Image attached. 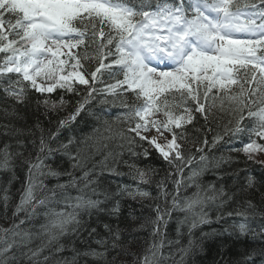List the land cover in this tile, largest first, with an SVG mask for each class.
Listing matches in <instances>:
<instances>
[{
    "label": "snow or ice",
    "instance_id": "1",
    "mask_svg": "<svg viewBox=\"0 0 264 264\" xmlns=\"http://www.w3.org/2000/svg\"><path fill=\"white\" fill-rule=\"evenodd\" d=\"M81 86L84 95L60 126L74 120L91 101L101 106L118 103L123 111L117 118L124 125L115 131L120 146L132 157L148 159L155 153L180 172L193 159L182 143L188 126L197 114L207 119L217 103L222 106L227 101L235 114L230 134L246 136L233 151L256 162L257 156L264 157V0H0V89L5 95L23 104L33 93L39 94L37 105L54 111L68 103L66 94H79ZM245 120L248 123L242 127ZM104 124L111 132L107 121ZM220 138H214L213 146ZM72 144L69 139L53 149L41 137L35 159L25 161L27 183L17 212L26 205L33 215L38 208L45 209L40 229L49 244L78 232L85 226L82 214L101 204L68 192L70 188L82 192L79 184L88 188L93 183L88 172L80 179L73 174L82 167V156L80 150L71 153ZM9 148L0 149V170L11 171L15 157L21 155ZM196 151L203 153L204 147ZM53 152L67 155L73 171L60 172L47 165ZM258 162L264 165V159ZM128 167L134 181L148 183L145 170L136 164ZM199 175L193 169L185 180L175 181L170 206L156 208V218L150 221L153 241L143 256L135 257L137 264H161L163 229L173 211L185 214L182 223L188 224L190 239L180 251L184 256L191 252L192 231L211 222L206 207L218 200L224 203L227 195L223 188L202 187ZM60 176L67 177L65 183L53 188L44 183ZM248 184H253L251 177ZM189 188L194 189L191 195L181 197V189ZM125 191L133 197L149 195L140 188ZM2 199L7 206L8 196ZM235 215L246 213L236 211ZM24 223L20 220L13 229ZM238 228L241 234L248 231L245 223ZM118 240L117 232L113 248ZM62 250L59 244L55 248ZM86 254L105 255L95 250ZM260 254L264 256V251ZM245 264L254 261L247 257Z\"/></svg>",
    "mask_w": 264,
    "mask_h": 264
},
{
    "label": "trees",
    "instance_id": "2",
    "mask_svg": "<svg viewBox=\"0 0 264 264\" xmlns=\"http://www.w3.org/2000/svg\"><path fill=\"white\" fill-rule=\"evenodd\" d=\"M94 67L95 64H93V69ZM97 86L99 87V84ZM83 87L81 86L79 94H66L65 100L68 103L54 111L46 109L43 105L38 106L36 101L40 97L35 94L31 95L27 103L21 104L6 96L0 89V149H3L4 145H9L10 152L21 153L12 163L11 171L16 175L15 178L17 180L26 178L27 174H24L28 165L25 161L35 159L41 137L53 149L58 148L60 144H67L69 139H72L78 144L76 147L71 146L70 151L73 155L77 150L81 151L82 167L73 171L71 167L73 161H70L67 155L63 152H53L52 155L58 157L56 161L52 160L53 169L60 172L73 171L78 179L88 172V179L93 183L88 188H85L82 183L79 184L78 188L82 189V192L77 188H70L69 194L87 196L89 190L95 189V192L99 194L98 198L104 200L98 209L82 214V221L85 224L83 228L62 239L59 244L63 246L62 254H57L55 251L58 243L53 244L54 247H52L45 237L34 238L30 249H27L25 245H19L22 241L15 237L19 247H25L32 253L31 255L33 252L42 254L35 259L31 257V261L14 262L10 260L4 264H137L135 257L143 256L145 249L153 241L151 236L153 225L150 221L156 218V208L163 209L169 206L171 196L176 194L174 190L169 189V185L172 188L175 181L188 177V175L180 177L179 172L175 171L172 166V169L167 168L164 160L155 153L148 159L132 157L126 147L120 146L121 141L115 136V131L124 126L117 125L110 118V115H114L116 110L121 108L118 103L101 106L96 101H91L85 105L79 121L71 124L64 135L60 136L57 133L58 130L55 131L56 122L65 120L66 115L74 111L77 102L84 95ZM102 107L103 112H101ZM97 116L102 119L98 120ZM104 121H107L111 127V132L106 129ZM234 125L235 114L227 101L222 106L217 103V106L209 112L207 119L199 114L196 115L193 124L188 126L189 132L186 133V140L182 142L187 150L194 153L189 163L190 172L194 169V165H198L196 162L202 155L196 149L200 147L214 149L212 147L214 138L224 137ZM231 136L224 138L225 146L228 144L226 139ZM203 141H207L206 146ZM224 148L220 144L217 154L214 153L210 157L203 154L205 156V161H203L206 163L204 165L210 169L211 175L206 177L207 179L201 176L203 174L198 177L202 187L207 188L208 185H213L217 190L223 188L227 194L222 198L224 203L216 201L219 212L215 211L214 217L217 215L216 217L221 218L214 223L213 217L210 223L203 224L192 231L191 239L194 241V246L185 257L180 250L188 246L190 239L188 224L182 223L184 215L173 212L163 229L165 241L163 250L172 247L168 250V255L172 258L164 257L161 264H245L253 248L258 250L260 255L259 258L256 257L253 260L254 264H264V256L260 254L264 251V245L256 248L255 245H259L254 242L256 237L249 236L253 231L256 235L257 231L264 234V165L248 160L239 153H233L227 149L225 151ZM47 163L50 164L49 161ZM129 164H136L138 168L145 170L147 184L132 179L129 175ZM149 169L154 171H149ZM118 172L123 173L122 179L130 191L134 192L140 188L141 191L148 192L150 197L149 195H135V197L130 196L131 199H125L122 194L125 187H118L120 183L113 180ZM248 172L252 175L251 187L248 184ZM66 180V176L56 178L57 183H65ZM52 181L55 182L53 178ZM12 182L9 173L0 172V185L5 188L3 193H0L1 200L4 195L9 196L15 192ZM161 182L162 187H157ZM19 188L20 186L16 189L17 192ZM193 190V188L186 191L181 190L180 196L191 195ZM165 194H167V199ZM228 196L232 197L231 200L227 198ZM249 201L252 207H249ZM117 205L118 208H115ZM211 206L209 204L207 207ZM113 209L118 210L113 211ZM236 211L246 213V215H235ZM228 212L234 214L228 216ZM242 220H248L252 224V232L248 235L241 234L236 228L237 221ZM91 229H95V232L93 233ZM117 232L119 240L116 241L117 247L113 248V236ZM262 236L264 240V235ZM98 241H104V243L101 244ZM169 241L173 243L169 244ZM104 247H107L109 253L103 258H95L97 261L91 259L92 255L86 254L93 250L102 252L101 248ZM182 256L184 259L181 261ZM45 257H48L47 261Z\"/></svg>",
    "mask_w": 264,
    "mask_h": 264
},
{
    "label": "bare ground",
    "instance_id": "3",
    "mask_svg": "<svg viewBox=\"0 0 264 264\" xmlns=\"http://www.w3.org/2000/svg\"><path fill=\"white\" fill-rule=\"evenodd\" d=\"M100 86L102 87L103 85L99 84V87ZM33 94H35V93H33ZM35 95H37L39 97V94H35ZM122 111H123V109L119 108V109L116 110L114 115H110V118L113 119L114 122L117 125H123L121 123V121L117 118V117H119L122 114ZM70 114L71 113L67 114L65 118H67ZM80 118H81V113L79 115H77L74 120H72L69 124H67L65 126H60V120H59L58 122H56V126L57 127H56L55 131L58 130L57 133L60 136H63L64 133L66 132L67 128H69V126L71 124H73L74 122L76 123L77 121H79ZM243 125L244 124H242L241 126L243 127ZM229 135H231L230 131L224 137H221L220 139H218L216 141V143H215V146L212 145V147L214 149L210 150V149L204 148V152L202 153V155L205 154V155H208L210 157L211 155H213L214 153L217 152V149L220 147V144L223 147H225L224 148L225 151L227 149V151H230V152H233V153H237V152L233 151V149L237 148V147H240L241 141L246 136L242 134L239 138H236V137H233V136L228 137L226 139V140H228L227 141L228 144H227V146H225L224 138H226ZM77 144H78V142L73 141V144L70 145V147L71 146H73V147L75 146L76 147ZM191 154L194 155V153H191ZM239 154L244 156V157H246L243 153H239ZM56 159H58V157L56 155H52V157L48 158L45 161V163L47 165H50L52 168H54V163L52 162V160L56 161ZM259 160H261V159L256 158V162L257 163H259L258 162ZM47 161H49L50 164H48ZM204 161H201L200 158H199L198 161L196 162V163H198V165H194L193 168L195 170H197V171H200V174H203L201 176L204 179H207L206 177H209V175H211V174L209 173L210 169L205 167L204 164H206V163H204ZM251 161H253V160H251ZM164 162L166 163V167L167 168L172 169L171 166L173 168H175V165H171L170 166L168 164V162H166V161H164ZM259 164H261V163H259ZM175 171H176V168H175ZM0 172H6V173L10 174V180L13 181L12 182V187H13V189L15 191V192H13L12 195L8 196L7 206H5L4 201L0 199V261L6 262V263L9 262L10 260H13L14 262H18V261L25 262L26 260L31 261L30 259H32V258L35 259L37 256H40L42 254L41 252L40 253L36 252L37 255L33 256V255H31L32 254L31 252L26 250V248L30 249V247H32V244L34 242L33 239L38 236L39 238L45 237L46 240H48V236L40 229V225L44 223V217H43L42 213H43V211L45 209L38 208L36 210V214L33 215L31 210H30V208H29V206L26 205L21 211L17 212V205L20 204V198H21V195L23 194L24 187H25V185L27 183V175L26 174H28V169L26 170V173L24 174V175H26V178L25 179L23 178L24 181H23V179L17 180L15 178L16 175H14L13 171L0 170ZM189 174H190L189 164L187 166L182 167L181 171L179 172V176L182 177V178L185 175H189ZM114 176H116V177H114L113 180L115 182L118 181L120 183L119 185H117L118 187H123V186L125 188L127 187L125 185L126 184L125 181L122 179L123 173L118 172V174L114 175ZM251 176H252L251 173H249V177H251ZM52 178H53V180L55 182L52 181ZM185 179L186 178L180 179L179 181H182V180H185ZM44 183L47 185L48 188H53L57 184L56 177H49L48 179H46L44 181ZM19 186H20V188H19V191L17 192L16 189ZM4 189L5 188H3V186L1 187V185H0V193ZM127 189H128V191H130L129 187H127ZM169 189L174 190V193H176V184H174L172 188H171V185H169ZM181 190H183V189H181ZM68 191H71V189H68ZM124 191H125V189H124ZM124 191L122 192L123 197H125V199H131L130 196H132V195H129L127 191H125V192ZM89 192H88L86 197H90L91 199L101 201L100 206L104 203V200H101V198L100 199L98 198L99 194H98L97 191L94 194H93L92 190H89ZM148 197H150V195ZM161 198H162V196H161ZM162 200H164V199L162 198ZM170 204H171V201H170V203L168 205L170 206ZM210 205H212V206L210 208L206 207L205 211H208L209 219L211 218V221H212L213 220L212 218L214 217V215L216 213L215 211H218L219 207L217 205V202L211 203ZM115 208H118V205ZM94 210H96V209H93L92 211H94ZM173 212L185 216V214L182 213V212H176V211H173ZM212 213H214V214L212 215ZM216 216L214 217V223L218 222ZM20 220H24L25 223L20 225L19 228L13 229L14 222H15V224H19ZM240 223H245L247 225L248 231L245 233V235L246 234L248 235L249 233L252 232V224H251L250 221H248V220H242L240 222L237 221V224H240ZM29 226H33V227L29 228ZM22 228L26 229L27 231L23 230ZM213 228H215V226ZM8 229H13V231H5V230H8ZM13 232H19L20 235H14ZM257 232H258L257 235L253 231L249 236L252 237V238L256 237V239H255L256 241H254V242H255V244L258 243L259 245H255V246H257L256 248H259V247H261L260 245H264V240H263V236H262L264 234H262L263 232H261V233H259V231H257ZM69 235L70 234L61 237L58 241L53 242L52 244H50V246L52 245V247H54L53 244H56V243L60 244L62 242V239L67 238ZM15 237H18L22 241L21 244H19V245H25L26 248L22 247V246L19 247V245L17 244V242L15 240ZM9 245H11L10 248L8 247ZM5 248H8V251H6V252L3 251V249H5ZM170 249H172V247L166 248L164 250L162 248L161 249L162 256L167 258V259L168 258H172V256L168 255V253H169L168 250H170ZM99 251L100 250H97V252H99ZM101 251L104 252L105 255H107V253H109V251L107 250V247L101 248ZM62 253H63L62 251L57 252V254H62ZM248 257H251L252 260H254L256 257L259 258L260 255H259L258 250H256V249L254 250V248H253L251 250V252H250ZM95 258H97V257L92 256L91 259H93L94 261H97ZM183 259H184V256H183ZM181 261H182V259H181ZM38 264H40V263H38Z\"/></svg>",
    "mask_w": 264,
    "mask_h": 264
},
{
    "label": "rangeland",
    "instance_id": "4",
    "mask_svg": "<svg viewBox=\"0 0 264 264\" xmlns=\"http://www.w3.org/2000/svg\"><path fill=\"white\" fill-rule=\"evenodd\" d=\"M256 158H258V159H264V157H260V156H257Z\"/></svg>",
    "mask_w": 264,
    "mask_h": 264
}]
</instances>
